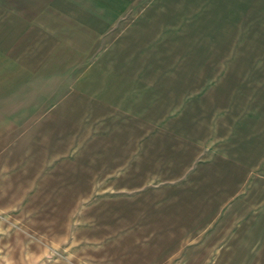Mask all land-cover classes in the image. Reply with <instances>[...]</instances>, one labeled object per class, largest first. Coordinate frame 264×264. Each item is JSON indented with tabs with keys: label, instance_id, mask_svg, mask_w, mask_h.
Here are the masks:
<instances>
[{
	"label": "rangeland",
	"instance_id": "rangeland-1",
	"mask_svg": "<svg viewBox=\"0 0 264 264\" xmlns=\"http://www.w3.org/2000/svg\"><path fill=\"white\" fill-rule=\"evenodd\" d=\"M263 161L264 0H0V264H264Z\"/></svg>",
	"mask_w": 264,
	"mask_h": 264
},
{
	"label": "crops",
	"instance_id": "crops-1",
	"mask_svg": "<svg viewBox=\"0 0 264 264\" xmlns=\"http://www.w3.org/2000/svg\"><path fill=\"white\" fill-rule=\"evenodd\" d=\"M248 150L249 149H248V146H247L246 149H245V152L247 153ZM254 153L251 152L250 154H248V156L246 157L245 161L240 162V164L242 163L241 164V170L242 171L240 173H238V174L233 173L232 174L231 178L233 180H236V181L232 182V188H231L232 191H234V192L239 191L240 184H239V181L237 180L238 179V175L249 176L252 173L251 175L253 176L254 170L256 169V167L259 166L258 164L261 163V156L258 159V161L255 162ZM225 157H229L228 154ZM221 167L225 168L223 165ZM262 168H264V161L262 162ZM225 169L227 170V168H225ZM242 180H243V178L240 179V181H242ZM241 188H242V186H241ZM241 188H240V190H241Z\"/></svg>",
	"mask_w": 264,
	"mask_h": 264
}]
</instances>
